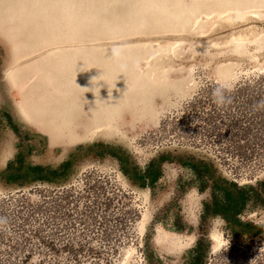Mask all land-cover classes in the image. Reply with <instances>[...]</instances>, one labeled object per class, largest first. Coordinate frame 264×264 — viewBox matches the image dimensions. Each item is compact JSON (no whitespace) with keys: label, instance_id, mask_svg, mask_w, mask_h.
<instances>
[{"label":"rangeland","instance_id":"rangeland-1","mask_svg":"<svg viewBox=\"0 0 264 264\" xmlns=\"http://www.w3.org/2000/svg\"><path fill=\"white\" fill-rule=\"evenodd\" d=\"M251 5L0 0V264H264V16L215 27Z\"/></svg>","mask_w":264,"mask_h":264},{"label":"bare ground","instance_id":"bare-ground-1","mask_svg":"<svg viewBox=\"0 0 264 264\" xmlns=\"http://www.w3.org/2000/svg\"><path fill=\"white\" fill-rule=\"evenodd\" d=\"M245 9H248V12H246V13H243V9H239L238 11L239 12H237L236 10H229V9H226L225 11H223V12H218L217 13V16H219V17H221V19L220 20H218L217 21V25L215 26V27H217L218 26V28H221V27H226V26H230L231 24L233 25V24H235L236 22H240V21H244V20H247V19H252V18H255V19H258V20H261L262 19V16H264V11H263V9L264 8H262V9H259L260 7H255V5L253 6V5H251V6H245L244 7ZM256 8H258V9H256ZM177 11V10H176ZM247 11V10H246ZM167 13H169V12H165V14H167ZM231 14V15H230ZM241 14V15H240ZM227 16H230V18L229 17H227ZM206 17H208V15H206ZM241 18V20H239ZM195 20H197V19H195ZM196 22V21H195ZM195 22H194V24H195ZM214 23V22H213ZM215 23H216V21H215ZM214 23V24H215ZM195 27H197V25L195 26ZM215 27H214V29H215ZM218 28H216V29H218ZM213 29V28H212ZM241 31H243V32H241V33H235L236 35H234V33L232 34V36H231V38H234V40H237V41H240V43H243V39H245V40H249L250 39V41L249 42H252V43H255V41L256 40H258V38H262V36L264 35V26L263 27H261V28H258V27H249V29H244V30H241ZM201 32H203V33H206V29L204 30V28H203V30H201ZM244 35V36H243ZM174 38V37H173ZM252 38V39H251ZM175 40L177 41V42H179V40H180V37L178 38V37H175ZM218 40V39H217ZM243 40V41H242ZM168 41V40H167ZM132 42H136V41H131V42H128L127 43V45H129V44H133ZM143 42V41H142ZM82 43H84V42H82V41H78V42H76V43H73V44H68V43H66V44H59V45H54V46H52V47H49L48 49H46V51L44 50H42V52L41 53H44L45 54V56L47 55L48 57H51V55L53 54H55L56 53V51H58V50H60V51H64V50H68L69 48L70 49H72V48H76V47H81L82 46ZM156 44V43H155ZM158 44H159V41H158ZM203 44V43H202ZM127 45H124V46H127ZM171 49V48H170ZM46 52V53H45ZM60 52H58L57 53V55L59 54ZM39 53H35V54H31V55H29V59H31V60H29V59H23V58H26V55H24L25 57H22V58H20V57H18V63H16V64H14V66H15V68L16 69H19V68H21L22 67V65H28L29 63V61H30V63H31V66L32 65H34V66H32L33 68L35 67V68H37V70L39 71V68H38V66H36V63H39V60H38V58H39V55H38ZM40 55H42V54H40ZM43 56V55H42ZM150 55H148L147 57H149ZM23 61H22V60ZM29 60V61H28ZM42 60V59H41ZM19 61H22V62H19ZM45 62V60L41 63L42 65V68H41V70H43V68H44V63ZM44 63V64H43ZM40 64V63H39ZM14 66H12V68H10L8 71V74L9 75H14V72H15V70H13L14 69ZM29 66L30 65H28V68H29ZM40 67V66H39ZM40 70V71H41ZM37 72V73H33V75L30 77L31 79L30 80H32V79H34V78H36V76L38 75V74H40V73H42V72ZM45 72V71H44ZM150 73H152V72H150ZM79 76V75H78ZM152 76V74H150L149 76H148V79L147 80H152L150 77ZM10 77V76H9ZM32 77H34V78H32ZM146 77H147V75H146ZM80 79V78H79ZM61 84V83H60ZM83 87H81V90L80 91H82L83 89H82ZM58 95V94H57Z\"/></svg>","mask_w":264,"mask_h":264},{"label":"clouds","instance_id":"clouds-1","mask_svg":"<svg viewBox=\"0 0 264 264\" xmlns=\"http://www.w3.org/2000/svg\"><path fill=\"white\" fill-rule=\"evenodd\" d=\"M112 55L114 57L120 56V49L114 48L112 49ZM232 87L226 83H220L217 87H215L212 91V101L216 105L217 108H223L229 105L232 102L231 93ZM4 219L0 218V223H4ZM258 227L264 228V222H258ZM196 237H193L192 244L189 247H194L196 243ZM228 240H224L223 238H218L215 241V248L213 251L220 252L222 250H226L228 247Z\"/></svg>","mask_w":264,"mask_h":264},{"label":"trees","instance_id":"trees-1","mask_svg":"<svg viewBox=\"0 0 264 264\" xmlns=\"http://www.w3.org/2000/svg\"><path fill=\"white\" fill-rule=\"evenodd\" d=\"M202 98L203 97L198 98L196 102L202 101ZM258 118H261L259 120H260V122L262 124L261 126L263 127L264 126V117L262 116V113L260 115H258ZM155 176H156V174L151 175L150 176L151 180H153L155 178ZM237 190L241 191L242 189L240 187H237ZM226 202L227 203H225V204H228L229 207H233V203H232V201L230 199H227ZM227 222H228V220H227ZM201 255L202 254L199 251V248L197 246H195V249H193L192 255L190 257L189 264H200L199 258H200Z\"/></svg>","mask_w":264,"mask_h":264},{"label":"water","instance_id":"water-1","mask_svg":"<svg viewBox=\"0 0 264 264\" xmlns=\"http://www.w3.org/2000/svg\"><path fill=\"white\" fill-rule=\"evenodd\" d=\"M123 44H125V43H123ZM42 50H43V51H44V50L46 51V48H45V49H42ZM42 50H41V51H42ZM49 60H52V57H51V59H49Z\"/></svg>","mask_w":264,"mask_h":264}]
</instances>
